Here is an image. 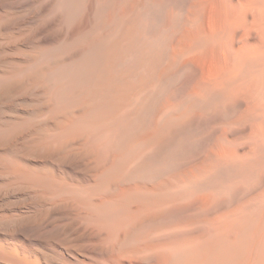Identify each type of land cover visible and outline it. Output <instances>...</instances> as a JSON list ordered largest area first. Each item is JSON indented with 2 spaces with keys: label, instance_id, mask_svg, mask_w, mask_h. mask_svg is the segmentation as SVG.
I'll list each match as a JSON object with an SVG mask.
<instances>
[{
  "label": "bare ground",
  "instance_id": "bare-ground-1",
  "mask_svg": "<svg viewBox=\"0 0 264 264\" xmlns=\"http://www.w3.org/2000/svg\"><path fill=\"white\" fill-rule=\"evenodd\" d=\"M0 264H264V0H0Z\"/></svg>",
  "mask_w": 264,
  "mask_h": 264
}]
</instances>
